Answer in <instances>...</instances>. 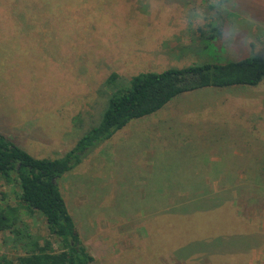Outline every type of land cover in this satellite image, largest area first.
Segmentation results:
<instances>
[{
  "label": "rangeland",
  "instance_id": "rangeland-1",
  "mask_svg": "<svg viewBox=\"0 0 264 264\" xmlns=\"http://www.w3.org/2000/svg\"><path fill=\"white\" fill-rule=\"evenodd\" d=\"M221 23L222 35L208 39ZM255 52L264 55V0H0V133L34 157H63L99 121L111 72L128 80ZM263 165L264 79L173 97L88 148L58 184L95 264H264ZM174 168L210 185L168 197L192 200L211 187L209 199L225 201L201 230L185 222L182 235L232 236L240 249L182 260L168 242L180 229L161 230L157 215L145 221L148 184ZM26 221L48 236L43 215ZM3 237L0 255L14 258Z\"/></svg>",
  "mask_w": 264,
  "mask_h": 264
},
{
  "label": "trees",
  "instance_id": "trees-1",
  "mask_svg": "<svg viewBox=\"0 0 264 264\" xmlns=\"http://www.w3.org/2000/svg\"><path fill=\"white\" fill-rule=\"evenodd\" d=\"M223 27V23L211 26L206 37H220ZM118 79L115 72L108 75L104 84L110 91L99 121L90 126L63 157H34L0 133V184L8 187V191L0 192V232L4 233L3 243L16 252L14 258L0 255V264H95L81 242L74 218L60 191L58 181L63 173L76 166L88 148L110 138L132 119L158 111L183 92L257 85L264 79V55L255 52L225 62L168 67L158 72H139L128 80ZM261 171L259 178L264 183V165ZM169 173L170 176L160 175L157 185L150 187L141 203L149 213L145 221L157 215L161 219V230L169 227L171 232L173 225L180 229L173 239L176 242L168 241L173 244L176 256L190 260L199 251L229 253L240 249L242 246L236 244L232 236L182 235L185 222L196 219L200 221L198 230H201L210 220L208 212L220 210L225 201L222 198L210 200V195L216 196L211 187L203 188V193L192 200L172 199L168 196L178 191V187L198 190L197 187L203 186L193 183L198 181L189 183L181 177L183 174L173 169ZM166 177L169 178L163 180ZM8 194H12L13 202L8 200ZM33 213L44 216L47 237L39 238L30 230L26 217ZM162 233L166 232L162 231L160 235ZM166 236L167 233L163 237ZM51 237L58 248L53 246Z\"/></svg>",
  "mask_w": 264,
  "mask_h": 264
},
{
  "label": "crops",
  "instance_id": "crops-1",
  "mask_svg": "<svg viewBox=\"0 0 264 264\" xmlns=\"http://www.w3.org/2000/svg\"><path fill=\"white\" fill-rule=\"evenodd\" d=\"M173 170H176L175 168L173 169ZM176 175V174H175ZM185 176V174H183V175H181V177H184ZM190 178H192V176L189 174V173H187V179L186 180H189ZM212 178H215V176H213ZM207 179H209V178H207ZM151 180V179H150ZM156 180H158V178H156ZM261 180V179H260ZM193 181H198V182H196V183H199V182H202V184L205 186V185H210V183H209V181H206V179H199V180H193ZM157 185V182H155V181H152V182H150L149 184H148V186L149 187H154V186H156ZM212 186L213 185H216V184H211Z\"/></svg>",
  "mask_w": 264,
  "mask_h": 264
}]
</instances>
